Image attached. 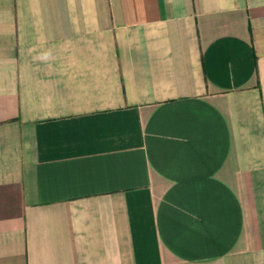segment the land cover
<instances>
[{
	"label": "crops",
	"instance_id": "obj_1",
	"mask_svg": "<svg viewBox=\"0 0 264 264\" xmlns=\"http://www.w3.org/2000/svg\"><path fill=\"white\" fill-rule=\"evenodd\" d=\"M0 264H264V0H0Z\"/></svg>",
	"mask_w": 264,
	"mask_h": 264
}]
</instances>
